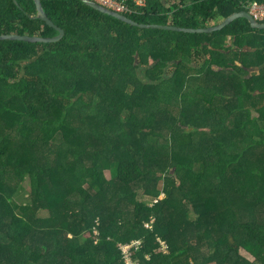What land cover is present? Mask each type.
Returning <instances> with one entry per match:
<instances>
[{
    "label": "trees",
    "instance_id": "trees-1",
    "mask_svg": "<svg viewBox=\"0 0 264 264\" xmlns=\"http://www.w3.org/2000/svg\"><path fill=\"white\" fill-rule=\"evenodd\" d=\"M116 1L139 24L195 30L264 4ZM41 3L60 41H0V117L20 116L25 136L0 134V188L29 176L37 199L0 196V264H126L121 245L135 240L136 264H243L242 249L264 264V29L247 18L212 33L141 28L81 0ZM11 34L60 31L35 0H0V35ZM138 191L152 203L125 212ZM34 206L56 221L41 226Z\"/></svg>",
    "mask_w": 264,
    "mask_h": 264
},
{
    "label": "rangeland",
    "instance_id": "rangeland-1",
    "mask_svg": "<svg viewBox=\"0 0 264 264\" xmlns=\"http://www.w3.org/2000/svg\"><path fill=\"white\" fill-rule=\"evenodd\" d=\"M20 119H21L20 116H7L5 118L0 117V134H2V135H4L5 133L6 134H9V133L12 134V137L14 139V143H16V144L19 142V140L25 138V136H23V134H21L18 130H15V127H14L15 126L14 121H19ZM66 138H67V136H63L61 138L60 142L64 141ZM89 140L98 149H99L100 145H102V142H104L96 134H90ZM106 143L109 144L108 148L109 147L110 148L115 147L117 145V143H119L118 139L116 138V134L110 135L109 138L106 140ZM16 144L13 145L11 157L18 160V158H21L24 155V149L25 148L21 149V147H25V146H22V145L20 146V145H16ZM103 152H106L107 156H111V154H110L111 151H108V150L107 151H101L100 154H103ZM31 153H32V150H31ZM35 153H38V152L35 151ZM175 154H180V153L175 152ZM23 158L25 160H31L30 157H23ZM116 158L117 157L115 156L114 159H116ZM177 159L180 160L179 157ZM36 160L41 161V159H39V158ZM44 163H46V161L42 162L41 164H44ZM156 163H157V161H156ZM43 166L45 167V165H43ZM104 171H105L106 177L110 180L112 177V174L110 172L111 171L110 168L107 167ZM12 184L13 183H11V185ZM2 185L3 184H1L0 186H2ZM3 188H6V187H3ZM7 190H8V192H5L3 189L0 188V196L2 194L3 195L9 194L12 196V199L14 201L18 202L19 204H26V205L32 204V205H34V203L37 200L36 197L32 195L33 182L29 176L24 180L20 189H18L17 191L12 192V187L10 188V190L9 189H7ZM4 192H5V194H4ZM128 199H129L128 200L129 202L128 201L123 202V204H122V207H123L125 212L131 211L134 208V204L137 200L149 202V204L152 203V198L145 196L143 191L136 192L135 197L132 196ZM0 200H1V198H0ZM70 200H71V198H65L64 202H70ZM106 202H107V205L111 204V205H113V207H115L117 205V203L119 202V199H117L116 195H114L109 200H107ZM1 204H2V201L0 202V205ZM67 209L69 210L70 215L71 214H77V217H80L83 214L81 212V207L77 204H75V206L70 205V206H68ZM32 210H33L34 214L36 212H38V210L36 209V206H34L32 208ZM51 211H52V213H51ZM52 214H53V217H52ZM56 214H57L56 211L52 208L47 209V210L40 209L38 212V215L40 217L39 218L40 219L39 224L41 226H43V225L47 226L50 223L56 221V218L58 216V214L57 215ZM36 216H37V214H36ZM196 219H197V216L193 213V215L191 216V220L196 221ZM70 220L68 222H70ZM263 220H264V218H263ZM67 230H68V232H71V230H72L71 227L69 226V224H68ZM193 232H194V237H195L196 232L194 231V229H193ZM68 236L72 237V233H69ZM33 243L37 244L36 242H33ZM240 255H241V258L243 259V264H261L260 261L257 260L258 257L256 255H253L249 252H246L243 249L241 250Z\"/></svg>",
    "mask_w": 264,
    "mask_h": 264
},
{
    "label": "water",
    "instance_id": "water-1",
    "mask_svg": "<svg viewBox=\"0 0 264 264\" xmlns=\"http://www.w3.org/2000/svg\"><path fill=\"white\" fill-rule=\"evenodd\" d=\"M81 1L84 2L85 4H87L88 6L94 8V9H96V10H98L104 14L110 15V16L115 17L121 21L129 23L133 26H139L141 28H162V29H167V30H172V31H181V32H187V33H212V32L220 31V30L224 29L231 22H233L234 20H236L238 18H247L250 21L253 28L264 29V23H260V22L256 21L254 19V17L248 12L236 13V14L232 15L231 17H229L226 21H224L222 24H220L218 26L195 30V29H183V28H178V27H174V26H157V25L139 24V23L129 19L127 16L122 15L120 13H117L113 10L107 9V8L97 4L95 2H92L91 0H81ZM35 2H36V6H37V11H38V17L40 19H42L43 21H45L49 26H52V27L59 29L60 35L55 37V38L30 37V36H20V35H15V34L0 35V41L1 40H19V41H26V42L51 43V42L60 41L64 37L65 32L62 29L56 27L55 24L46 15L44 8L42 6L41 0H35Z\"/></svg>",
    "mask_w": 264,
    "mask_h": 264
},
{
    "label": "built area",
    "instance_id": "built-area-1",
    "mask_svg": "<svg viewBox=\"0 0 264 264\" xmlns=\"http://www.w3.org/2000/svg\"><path fill=\"white\" fill-rule=\"evenodd\" d=\"M105 8L113 10L117 13L127 12L128 9L116 0H91ZM250 14L256 21L264 20V4L254 3L250 7ZM142 247L141 240H135L128 244L121 245V251L126 264H136L133 260V254Z\"/></svg>",
    "mask_w": 264,
    "mask_h": 264
}]
</instances>
